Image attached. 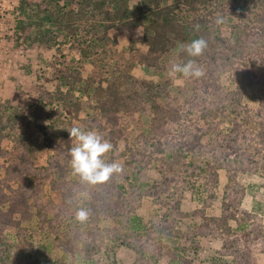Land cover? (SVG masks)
Returning <instances> with one entry per match:
<instances>
[{"label": "trees", "instance_id": "1", "mask_svg": "<svg viewBox=\"0 0 264 264\" xmlns=\"http://www.w3.org/2000/svg\"><path fill=\"white\" fill-rule=\"evenodd\" d=\"M18 12L19 43L58 51L71 44L81 66L57 69L54 89H41L27 105H0V222L7 217L16 231L13 245L0 233V264L49 263L57 248L60 264H72V243L84 239L89 259L104 250L114 264L116 249L127 247L138 251L139 264H158L160 256L194 264L164 247L167 236L197 250L202 237L218 241L217 256L228 264H259L253 249L264 243V224L241 211L247 189L239 178L259 176L264 187V0H20ZM198 38L207 47L189 57L182 46ZM189 59L202 77L168 75L172 63ZM73 125L108 140L112 151L103 159L119 161L122 172L96 185L73 174ZM37 141L47 150L44 167L35 163ZM155 168L159 179L149 175ZM222 171L221 215L209 216ZM186 192L199 195L203 207L184 213ZM147 197L165 210L160 224L147 226L137 215ZM80 209L88 211L84 222ZM186 218L201 222L180 234ZM106 221L113 226L99 229ZM32 232L46 237L43 250ZM142 243L155 244L158 257H148Z\"/></svg>", "mask_w": 264, "mask_h": 264}, {"label": "rangeland", "instance_id": "2", "mask_svg": "<svg viewBox=\"0 0 264 264\" xmlns=\"http://www.w3.org/2000/svg\"><path fill=\"white\" fill-rule=\"evenodd\" d=\"M20 0H0V105L10 103L13 106H24L29 104L32 100L38 99L41 89L53 90L55 82L52 80L57 69H64L67 63L76 62V66L80 65V54L76 50L71 49V44L60 47L62 51L56 48H49L45 45L27 46L24 43H19L17 39L16 27L17 22L21 18L18 12ZM135 39H140L138 33L128 34ZM63 57H66L63 58ZM74 59V60H73ZM81 66V65H80ZM91 67H85L84 73H89ZM251 96V95H250ZM249 96V97H250ZM248 101L253 103L251 99ZM7 148L12 151V144H7ZM36 166L44 167L47 165V150L40 142L36 145ZM4 160H0V166H3ZM150 177L159 179L160 172L155 168L150 172ZM5 174L0 172V180L4 178ZM239 182L242 183L246 189V196L244 197L241 211L256 214L259 221L264 224V187L263 180L259 176L251 174L241 175ZM226 184V173L221 172V187L219 197L214 207L207 211L209 216L221 215L222 204V190ZM53 199L60 202V197L53 194ZM112 200L115 209L120 211L123 208V202L119 199L118 190L112 193ZM203 207V200L199 199V195H194L192 192H186L183 197L182 210L184 213H192L195 210ZM137 215L143 220L144 224L150 226L152 223L160 224L161 218L165 210L155 205L151 198L147 197L142 200L141 205L137 208ZM198 218H186L181 221L178 226L180 234H186L193 230L194 225L200 223ZM9 220L3 218L0 222V233L7 237V244L13 245L16 231L8 224ZM149 223V224H148ZM95 225V222L93 223ZM29 225L23 226L29 229ZM92 226V225H91ZM113 226L111 222H102L99 224V229H106ZM25 234V232H24ZM29 234V233H27ZM34 242L39 251L43 250V240L46 238L41 234H34ZM143 242L147 241L143 238ZM201 248L197 250L192 244V241L184 239L183 237H165L164 247L174 249L178 252L187 255L194 260V264H228L227 260L217 256L219 246L218 241H213L208 238H201ZM85 239L83 241L73 242L75 248V256H73L72 264H113L108 259L104 250L93 259L85 256ZM146 255L157 256L156 245L153 243L144 244ZM139 251L142 249L138 247ZM116 258L114 264H139L137 262L138 251L121 247L116 249ZM160 255V254H159ZM62 251L57 248L49 255V263L40 261L34 262V259L21 261L17 259L18 264H60ZM254 260L259 264H264V243H258L253 249ZM48 257V256H47ZM9 262V258L5 256ZM5 259V261H7ZM30 259V258H29ZM70 264V263H69ZM158 264H169V257L160 256Z\"/></svg>", "mask_w": 264, "mask_h": 264}, {"label": "clouds", "instance_id": "3", "mask_svg": "<svg viewBox=\"0 0 264 264\" xmlns=\"http://www.w3.org/2000/svg\"><path fill=\"white\" fill-rule=\"evenodd\" d=\"M216 22L223 23V18L218 17ZM182 47L189 57L195 58L203 54L207 42L203 38H198ZM168 75L199 79L204 73L194 59H189L186 63H172ZM68 133L70 139L75 140L74 146L69 150L70 165L73 174L78 175L82 182L91 185L103 184L108 182L113 175L122 172L123 166L119 161L108 163L103 159L107 153L112 151L113 146L97 131L84 130L73 125ZM87 218L88 211L80 209L77 219L84 222Z\"/></svg>", "mask_w": 264, "mask_h": 264}]
</instances>
